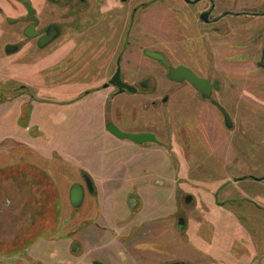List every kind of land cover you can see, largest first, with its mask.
Masks as SVG:
<instances>
[{
	"label": "flooded vegetation",
	"instance_id": "obj_1",
	"mask_svg": "<svg viewBox=\"0 0 264 264\" xmlns=\"http://www.w3.org/2000/svg\"><path fill=\"white\" fill-rule=\"evenodd\" d=\"M150 11L154 12V19H147ZM156 19L160 21V24L154 25V27L160 26V30L149 28L150 23ZM167 24L169 28L164 30L163 26ZM165 31L170 32V37ZM123 42V47H120L119 44ZM65 51H68L72 64L70 66L74 69L85 67L90 62L87 59L93 58L106 61L108 67L105 69L108 70L115 64V69L108 80L94 87L95 91L86 93V96H95V98L87 100L89 103L84 104L78 118L83 116L86 106L85 110L98 111L97 115L102 116L99 112L100 98H97L96 95L98 92L110 90L102 116L104 121L102 127L121 141L137 144L129 139L117 137L109 129L110 125H114L124 133L152 134L156 141L147 142V144H156L162 147L165 143V140H162L163 133L158 128L152 127V122L155 121L150 119L148 114L147 125L144 124L147 128L137 126L124 131L114 122L108 104L110 99L116 100L119 96L127 94L136 95L141 93L140 89L149 90L151 87L149 81L142 80L138 82L142 84V87L136 88L135 92L128 90L121 92L119 87L110 84L118 68H121L122 80L131 86L135 85L124 79L123 57L128 54L129 56L135 55V52L141 53L158 62L166 70V78L169 81L158 87L163 91V96L158 100H152L150 104H145L146 106L153 105L156 108L160 106L161 102L163 103L162 107H165V104L174 99L176 93L181 96L183 88L187 86L191 88L190 91L193 94L191 107L194 111L192 115L195 124L189 120L186 124L181 121L179 130L191 133L194 129L197 133L203 129L207 132L214 130L217 123V127L221 129L222 135L220 136L222 137L217 141L214 136L209 137L212 145L216 143L215 146L213 145L214 151L220 152V147L217 145L224 144L225 151L234 156L232 158L239 165L237 168L242 172L241 176L234 178V182L240 184L241 188V207L240 210L232 212H235L236 218L240 220L237 226L242 229L244 249L239 254L233 253L235 257L229 256L226 261H217L212 253L209 258L213 263L264 264V195L256 191L257 193L254 192L256 193L255 199H250L246 197V193H243L245 186H242L251 180L264 190V0H0V105H13L19 100L22 101L21 117L23 121L20 127L27 128L29 134L36 136L40 134V130L41 134L45 131L41 127L31 126L33 105L52 103L49 100L35 99L32 93L28 92L26 85L18 84L20 83L18 77L21 76L25 63L24 57H36V59L48 57L50 60L56 55H62ZM147 51L161 53L171 64V68L148 55ZM71 53L78 55L71 56ZM114 58H117L116 62H114ZM171 58H175L177 64H174ZM181 66L189 68L202 80L203 91L200 84H191L186 80L177 81L169 76L170 71ZM253 85L254 88H251ZM233 96H237L242 102L240 103L242 113L237 115L233 114L229 104ZM82 99L79 98V101ZM75 102L76 100L70 104L65 102L63 104L70 106ZM220 107L229 116L230 125H228L225 113ZM181 109L177 108L176 112L180 113ZM254 115L256 117L255 126L259 130L251 132L253 135L249 133L254 128L253 123L249 122V117ZM162 118L166 119L163 116ZM171 120H175L174 116ZM189 125L191 128L188 127ZM185 126H187L186 129ZM169 127H175L174 123L171 122ZM165 131L173 133L171 130ZM177 133L178 129L176 128V135ZM173 135L175 134L173 133ZM232 138H236L240 144H243L242 149L235 147ZM176 142L182 148L183 143L177 138ZM211 149L213 148L211 147ZM240 152L246 156V161L243 163L239 161ZM253 155L259 157L255 169L252 168L253 164H250V157L252 160ZM178 164L176 201L179 209L176 212V230L184 236L190 231L191 217L188 213L190 209L184 211L182 199L189 206L197 191L194 193L184 192L183 183L188 172L184 161L180 159ZM248 169H250V173L246 172ZM82 178L80 183L72 185L69 195L71 197V190L74 186H82L84 199L81 207L87 201L88 194L93 199V195L96 193L95 184L86 171L82 170ZM195 179L199 178L194 177L191 173L193 183ZM88 180L93 184L91 189H89ZM228 180L226 178L227 182ZM201 187L198 185L197 189L199 190ZM221 188L223 189L224 186L217 189L222 190ZM217 189L214 190L215 194L212 193V198L219 197V191L216 195ZM250 200L252 203H256V211L248 209L247 204ZM70 204L74 211L71 208L72 212L66 217L68 226L72 223L71 214H78L81 208H75L72 202ZM197 204L198 199H196L195 206H198ZM191 213L195 216V211H191ZM80 218H82V223L88 219ZM129 218L122 222H131L132 219ZM181 220L184 221L182 226L180 225ZM89 222L86 223L89 224ZM132 222H138V219L133 218ZM73 225L77 229L82 227L76 226L77 221ZM143 228L145 238L142 242L133 243L132 240L123 242L130 263L200 264L198 260L201 258L200 254L199 256H189L177 247L163 246L160 242L147 241L146 222L143 225L142 222L137 223L132 230L139 229L140 231ZM65 229V234L60 237L69 236L70 231L67 233V228L65 227ZM132 233L135 234L131 231L129 235ZM99 250H103V248H91L87 251L85 244L76 240L71 244V252L75 255L73 260L76 262L78 260V264H109L103 258L93 254ZM236 255H240V258L237 259ZM26 260L32 264H45L30 256H27ZM125 260L128 261L127 258ZM66 264H71V261L67 260Z\"/></svg>",
	"mask_w": 264,
	"mask_h": 264
},
{
	"label": "rangeland",
	"instance_id": "obj_2",
	"mask_svg": "<svg viewBox=\"0 0 264 264\" xmlns=\"http://www.w3.org/2000/svg\"><path fill=\"white\" fill-rule=\"evenodd\" d=\"M154 15V12L150 11L147 19L153 18ZM159 24L160 21L156 19L150 23L149 28L152 29L153 27L160 30V26L154 27V25ZM163 27L164 30H167L169 25L167 24ZM166 33L170 37V32ZM123 44L124 42L119 44V46L123 47ZM75 54L71 53V56ZM69 57L68 51H65L62 55H56L50 60L48 57L37 59L36 57H24L25 63L22 67L21 76L18 77L20 81L18 84L26 85L28 92L32 93L35 99L49 100L52 103L40 104L38 106L37 104L33 105L31 126L41 123L45 126L46 130L42 134L40 130V134L36 136L34 134H27L26 137L33 138L34 142L37 137L42 138V140L50 139L49 145L51 146H54L53 141L57 140L55 138H59L57 142L61 141L63 143V148L54 151L53 157H51V161L49 162V169L56 179H60L61 183H63L62 180L66 174L70 178L72 169L80 168L83 170L78 163L88 167L91 166L92 168L101 165V172L106 173L108 170L102 169L104 164L108 166V162H120L121 173L119 174L121 178L107 186L109 189L108 195L110 196L103 195L102 200L99 202L98 200L95 201L94 198L92 199L88 194L87 201L80 208L79 213L75 215L71 214L70 220L72 221V226L75 221L79 222L80 217L92 219L87 226L85 224L82 225L80 230L85 231V239L91 242L92 249H96L97 247L103 248V250L96 251L93 254L99 256L101 259L103 258L109 264H132L129 262L130 258L125 253V244L123 242L132 240L131 242L134 243L142 242L143 240L140 241L136 234L132 233L129 235L131 231L136 232L134 231L135 229L132 230L131 228L127 235L120 234L117 231L116 227L124 223L122 220L127 221L128 219L126 218L128 217L132 220L133 218H137L142 222V225L146 222L148 230H154L151 232L152 234L150 233L152 238H155L153 240H157L156 242H160L163 246L177 247L180 250L182 249L185 255L189 256H199L200 254L201 256L199 257L201 258L198 259L200 264H225L211 262L212 260L209 258L211 253L217 261H226L229 256L235 257L233 253L239 254L240 251H243L242 229H239V226H237L240 220L236 218L235 212H232L240 210L241 207V188L240 184L234 182V178L241 176L242 172L237 168L239 165L233 160L232 157L234 156L225 151V145H217L222 152L216 153L214 151L216 143L213 146L209 138L214 136L215 141L219 140L222 137L220 136L222 135L221 129L217 127L216 123V128L207 132L203 129H200L197 133L194 129L191 133L179 130L181 121L186 124L187 120H189L195 124V119L192 115L194 111L191 107L193 103L191 88L188 86L183 88L181 96L176 93L174 99L165 104V107H162L163 103L161 102L160 106L156 108L153 105L146 106L145 104H150L152 100H158L163 96V91L158 87L169 81L166 78V70L158 62L151 60V58L141 53L135 52V55L129 56L128 54L126 57H123L124 79L135 84L133 86L135 89L142 87V84L138 83L142 80L149 81L151 87L149 90L140 89L139 92L141 93L136 95L127 94L119 96L116 100L110 99L108 104L113 114L114 122L124 131L134 129L137 126L147 128L144 124L147 125L148 114L150 115V119L155 121L152 122V127L158 128L163 133L162 140H165V143L162 147L146 143L147 147L153 149L148 148L149 150L140 153L128 147L119 150L112 149L114 152L106 151V148L105 150H101L99 147H96V143L102 142L100 139L89 138L90 142L86 143L87 137L85 133H88L89 136L94 133L91 134L85 127H81L79 130L77 128L78 123L75 121L78 120L79 112L83 108L82 105L60 106L59 104H63L64 102L70 104L75 100L79 102V98L86 97L87 92L91 93L95 91L93 90L94 87L99 86L100 83H105L111 76L113 69H115V64L114 67L108 70L105 69L108 67L106 61L100 58H93L91 60L87 59L90 62L85 67L74 69L70 66L72 64ZM113 60L116 62L117 58ZM171 60L174 64H177L175 58H171ZM28 64L31 65L29 66ZM251 88H254V85ZM106 92L108 90L104 91V93ZM21 103L22 101L19 100L13 103V105H6L1 110V116L21 112ZM240 103L242 102L237 96L231 98L229 104L233 114L242 113ZM177 108L183 109L179 113L176 112ZM162 116L166 117V119L163 120ZM172 116H174L175 120H171ZM64 117H66V121H64ZM86 117L90 116L86 115ZM249 118V122H252L254 125V128L249 133L253 134L251 132H256L259 128L255 126V115ZM22 121L23 119L20 115L18 124L0 122V133H2L0 134V138L13 133L11 128L17 125L20 126ZM171 122L174 123L175 127H169ZM35 126L38 127L37 125ZM188 127L191 128L190 125ZM176 128L178 129L177 135ZM165 130H171L176 136ZM225 131L227 132V129ZM176 138L183 143L182 148L176 142ZM0 142H3V140H0ZM232 143L236 148L242 149L243 144H240L236 138H232ZM245 157L243 153L239 154V161L243 163L246 161ZM180 159L184 161L186 171L188 172H186V178L183 183L184 192L194 193V191H197L194 195V200L189 206L182 199L184 211L190 209L188 213L191 217L190 231L184 236L176 229L165 227L167 221L172 218L170 216L179 209L176 201V189L178 186L174 182ZM258 161L259 157L256 155H253L252 160L250 157V164H253V169L257 167ZM143 162L146 163L143 164ZM246 172L250 173V169ZM191 173H193L194 177L199 178L195 179L194 183L191 180ZM124 174H128L133 179V184L125 187V184L122 182ZM226 178L227 180L229 179L228 182ZM191 183H193L192 186ZM198 185L202 186L199 190L197 189ZM222 185L224 188L218 190L217 188L222 187ZM242 186H245L243 193H246V197L250 199H255L257 192L264 195V190L260 189V185L256 182L248 180ZM65 187L66 190H63L62 186H55V199L50 201V203L44 200L41 201L38 207V209H41L40 213L47 209L51 212V209L66 210L72 208L68 198L71 187L68 185ZM215 189H217L216 195H218V191L220 195L219 197L212 198L211 195L212 193L215 194ZM129 193L131 194L129 195ZM196 199H198L197 209L195 208ZM217 203L219 206H217ZM255 204L250 200L247 204L248 209L256 211ZM206 206L209 207V211L207 209L204 210ZM191 211H195V216L192 215ZM116 212L120 213L116 215L115 219ZM46 213L49 212L46 211ZM123 213L129 214L125 216ZM108 217L116 221L114 222L116 227L111 228L104 224V220L108 219ZM240 219L243 218L240 217ZM150 224L156 226L152 227ZM66 228L68 233L69 227ZM7 229L9 232L11 229L10 224L7 225ZM65 230L64 227L60 232L58 231L54 241L39 240V242L35 241L31 244L35 245L37 242L36 245H41L38 249L39 256L45 257L48 264H66L67 260H70L71 264H78V260L77 262L73 260L75 255L71 252V244L75 238L81 239L82 237H74L72 234L60 237L65 234ZM47 236L49 234H41V238H46ZM127 237L129 239H125ZM149 247L152 248L153 246ZM87 251H89V248H87ZM17 252H10L9 255H5L6 258L0 257V264H21L20 259L9 258V256L17 254ZM202 255H205L203 256L204 260H202ZM236 258L239 259L240 255H236ZM28 263L32 264V262Z\"/></svg>",
	"mask_w": 264,
	"mask_h": 264
},
{
	"label": "crops",
	"instance_id": "obj_3",
	"mask_svg": "<svg viewBox=\"0 0 264 264\" xmlns=\"http://www.w3.org/2000/svg\"><path fill=\"white\" fill-rule=\"evenodd\" d=\"M109 91L110 90H108V92ZM108 92L104 93V91H101L96 95L98 96L97 98H100L99 109L102 116L104 113ZM91 98H95V96H86L81 101L70 106L82 105L83 107L89 103L87 100H90ZM38 105L40 104H37V106ZM5 106V104L0 105V122L18 124L21 112L14 113L12 115L1 116V110ZM60 106L68 105L63 104ZM86 108L87 106L84 108L85 112H83V116H79L78 120L75 121L78 123V130L81 127H85L91 132V134L94 133L91 136H89L88 133H85L87 137L86 143H88L89 138L100 139L102 142L99 144L96 143V147H99L101 150H105L106 148V151L110 152H114L112 149L119 150L125 147L133 148L139 153L153 149L147 147L145 144L138 145L134 143H127V141H121L113 137L102 127L104 121L102 116H99V114L97 115L96 112L98 111H91L88 109L85 110ZM86 115L90 117H86ZM65 119L66 117H64V121H66ZM34 125H37L38 128L41 127L43 130H46L45 126L41 123ZM11 131L13 133L0 138V140H3L2 144H0V257L6 258L5 255H9L10 252L18 251L17 254L11 255L9 258L20 259L21 264H29L26 260V255L40 260L42 263L48 264V261L45 260V257L39 256L38 249L41 247V245H36V243L39 242V240L54 241L57 237L56 233H58V231L60 232L64 227H69V234H72L74 237H82L81 239L75 238L76 241L81 243L84 242L87 248H92L93 246L91 242L85 239V231L77 229L75 225L71 227L67 225L66 217H68L72 212L71 209H51V212L47 209L46 211L49 213H46L45 210L40 213L41 209H38L41 201L44 200L45 202L50 203V201L55 199V186H62L63 190H66L65 186L68 185L72 187V185L80 183L83 179L82 170L80 168L72 169L70 178L68 177V174H66L62 180L63 183H61L60 179H56L55 175L49 169V162L51 161V157H53L54 151L63 148V143L61 141L57 142L59 138H55L57 140L53 141L54 146H51L49 145L50 139L42 140V138L37 137L36 141L34 142L33 138L26 137V135L29 134L28 131L18 125L13 126ZM144 163L146 162H143V164ZM108 164V166H106V164L102 166V169L108 170V172L105 173L101 172V165L92 168L91 166L88 167L78 163V165L83 168V171H86L91 176L95 184L96 193L93 195L95 201L98 200L100 202L103 195H108L109 189L107 186L113 184L115 180H119L121 178L119 174L121 173L120 162L112 161L108 162ZM122 177V182L125 184V187L129 184H133L134 181L128 176V174H124ZM174 183H176V180ZM131 193H129V195ZM69 195L70 191L68 193V198L69 203H71ZM43 197H45V199H43ZM217 206H219L218 203ZM195 208L197 209V206H195ZM206 209L209 211V207L206 206L204 210ZM118 213L120 212L115 213V219ZM123 214L126 216L129 213ZM170 217L172 218L171 220L167 221L165 227L168 229H176V212ZM81 220L82 218H79V222L77 221L76 226L81 227L84 225V223H88L92 219H86L83 223ZM114 222L116 221L109 217L108 219L104 220V224L111 228L116 227ZM137 223H141V221L138 220V222L131 221L121 225L119 224V226H117L118 228L116 227V229L120 234L127 235L130 232V229L133 228V226ZM8 224L11 225L9 232L7 229ZM150 226H152V224H150ZM152 231L154 230H148L147 228V241H154L153 239L155 238H152L150 235ZM136 233L138 235L137 238H139L140 241L145 238L144 228L140 231L138 229L135 234ZM41 234H49V236L46 238H41ZM35 241H37L35 245H31Z\"/></svg>",
	"mask_w": 264,
	"mask_h": 264
},
{
	"label": "water",
	"instance_id": "obj_4",
	"mask_svg": "<svg viewBox=\"0 0 264 264\" xmlns=\"http://www.w3.org/2000/svg\"><path fill=\"white\" fill-rule=\"evenodd\" d=\"M147 54L150 55L151 57L163 62L165 65H167V67L171 68V64L169 62H167L166 58L158 52H152V51H147ZM169 76L177 81H181V80H186L188 82H190L191 84H195V85H199L201 90L203 91V86H201L202 80H200L193 72L192 70H190L189 68H186L184 66L178 67L173 69L172 71L169 72ZM110 84L116 85L117 87H119L121 92H124L125 90H128L130 92H135L136 89L125 83L122 78H121V68H118L116 74L114 75V77L111 79ZM108 86V85H106ZM0 101H1V93H0ZM220 109L225 113L226 116V121L228 123V125H230V118L227 115V113L225 112V110L220 107ZM109 129L119 138L121 139H129L137 144H144L147 142H153L156 141L155 137L152 134H147V133H139V134H131V133H124L122 131H120L117 127H115L114 125H110ZM88 186L89 189H91V187H93V184L90 180H88ZM71 202L72 205L75 208H79L81 207V204L83 202L84 199V190L82 188V186L77 185L74 186L71 190ZM184 224V221L182 222V220L180 221V225L182 226Z\"/></svg>",
	"mask_w": 264,
	"mask_h": 264
}]
</instances>
